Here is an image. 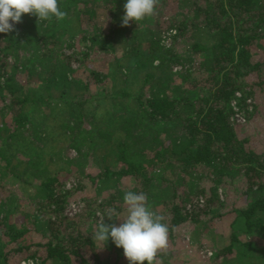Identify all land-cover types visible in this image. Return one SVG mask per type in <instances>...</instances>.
<instances>
[{
    "label": "trees",
    "instance_id": "trees-1",
    "mask_svg": "<svg viewBox=\"0 0 264 264\" xmlns=\"http://www.w3.org/2000/svg\"><path fill=\"white\" fill-rule=\"evenodd\" d=\"M179 1L183 7L181 16L171 13L175 10L169 7V1L159 0L153 16L139 22L129 21L130 26L110 27L105 36L102 31L94 30L99 22L98 13L108 9L122 25L126 0H58L61 10L67 13L65 19L40 21L34 15L23 14L12 32L0 33V98L3 101L0 110L12 114L18 126L12 130L4 124L0 126V138L2 131H6L4 140H10L12 152L0 150V161L4 159L0 175L18 176L16 165L20 162L36 171V174L26 169L24 172L32 179L39 177L33 207L38 214L47 212L49 230L39 242L44 256L33 249V243H18L9 253L20 254L22 259L35 258L39 264H83V250L85 253L87 250L93 259L91 264H120L123 260L129 264L123 249L117 248L111 239L103 246L83 231L90 223L96 226L98 213H106L107 209H114L119 216L126 212L123 196L127 191L144 192L154 212L163 218L167 214L169 238L182 235L188 239L186 243L178 240L179 245L187 246L185 255L179 256L182 264L196 262L204 251L211 252L210 258L202 257L212 263L228 254L241 260L251 256L249 249H256L250 236L264 237V151L251 149L247 137L241 135L243 126L232 125L229 118L233 113L230 102L236 93L240 94L239 105L244 107L245 99L251 98L254 108L264 112L263 100H258L264 93V58L251 63V54L264 47V0ZM119 12L122 13L119 15ZM153 25L160 26L163 33L174 31L176 42L186 34L198 40L193 41L187 55L178 54L173 47L175 41L170 47L163 45L162 32L157 33ZM79 31L80 39L89 43L85 51L75 50L72 43ZM18 33L22 37L17 41ZM116 34L119 36L115 37ZM136 34L142 35L143 41H150L151 50L145 57L138 55L140 42ZM123 38L131 47L128 52L145 65L140 77L131 76L134 70L119 60L108 71L88 66L89 74L97 83L111 80V90L107 92L99 84L96 94H90L94 103L84 101L80 92L72 96L73 100L66 96L70 88L77 89V84L82 83L71 71V62L77 60L78 64L88 65L93 50L104 49L107 44L114 48ZM65 48L75 51L65 54ZM195 54L202 56V61L196 62L197 67L192 65ZM155 59L158 63L154 65ZM30 62L45 66L50 76L47 90L58 92L54 99L50 93L42 103L34 97L36 94L31 97L32 88H20L16 84L15 74L20 76L23 70L29 71L26 64ZM175 66L182 68L173 71ZM253 73L259 80L249 87L247 79ZM86 88L90 90L87 84ZM101 94L104 95L101 100H94ZM118 97L131 98L133 103L126 105ZM29 107L36 111L38 122L26 120L32 114L26 112ZM85 121L89 123L88 133L81 130ZM28 123L32 128L38 127V133L34 129L32 136L42 142V148L34 142L20 147L24 138L20 130ZM63 135L68 138L66 149L75 151L73 157L61 153L52 142L53 138ZM86 146H91V151L101 149L98 160L106 162L111 158L109 163L119 160L122 166L114 169L107 162L103 167L97 166L99 170L95 172L71 174L73 187L64 190L67 181L58 175L68 170L63 173L61 166L84 170L91 153ZM22 155L25 159L18 160ZM91 161L95 164V160ZM122 177H130L135 183L130 179L131 184L127 185L121 181ZM238 177L246 184L244 202L232 204L223 212L226 196L221 199L220 193L225 195V187ZM202 180H206L205 185H200ZM90 187L96 191L108 187L112 191L107 198L98 199L88 196ZM184 189L188 194L179 201L177 191ZM77 201L82 202V210L76 216H66L68 206ZM2 212L0 209V224L8 229L0 236V264H16L20 259L11 262L6 252L8 242L1 241L5 237L9 243L17 241L22 234L8 222L7 211ZM106 220L109 219L105 217ZM224 220L228 221L226 228L220 230V222ZM211 226L219 228V236L226 232L228 243L222 241L221 247L215 245V230L205 232ZM204 238L208 241H202Z\"/></svg>",
    "mask_w": 264,
    "mask_h": 264
},
{
    "label": "rangeland",
    "instance_id": "rangeland-1",
    "mask_svg": "<svg viewBox=\"0 0 264 264\" xmlns=\"http://www.w3.org/2000/svg\"><path fill=\"white\" fill-rule=\"evenodd\" d=\"M162 1H164V0H162ZM165 1H167V2L169 1V3H170L169 7L172 10H175V11L171 12L172 14L175 12V16H181L182 15L183 7L181 6V3L179 0H165ZM110 8H112V6ZM107 11H108V9L101 10L98 13V21L99 22L96 23L95 28L93 27L95 31L97 29L102 31L105 36H106V34H108V31H110V27H112V29H118V28L122 27L119 24V21H120L119 19H118V22L115 21L116 20L115 14H112L110 10H109V12H107ZM121 13L122 12H119V15ZM122 15H124V12L122 13ZM128 26H130V24H128ZM153 27H154L153 29L156 30L157 33L162 32L160 29V26H154L153 25ZM17 31L20 33L19 29ZM117 31H120V30H116V32ZM19 33H18V36L15 35L17 38V41H18L19 37H20V39L22 37V36H20ZM175 34L176 33H171L169 38H167L168 35L166 33L162 32V34H160V36H161L160 42L163 45H165L166 47L167 46L170 47V45L173 44L172 41H175V39H173V36ZM81 35H82V33H80V31L77 32L72 43L75 45V48H74L75 50L79 49L80 51H85L86 45H89V43L85 42L84 40H81L80 39ZM117 36H119V34L115 35V37H117ZM120 36H122V35L120 34ZM136 36H137L138 42H140V46H139V43L138 44L135 43V45L139 46L137 49L138 55L145 57V56H147V54L151 50L150 41H148V40L143 41L142 35H140V34H136ZM155 37L158 38V35ZM194 40H198V39H196V38L192 39V38H190V35L186 34L179 41H177V42L175 41V43L173 44V47H175V53L187 55L189 53L187 51L189 50V47L192 45ZM32 47H34V46L32 45ZM129 48H131V47L129 46V44L127 42L124 41V38H123L120 42H117V44H115L114 48H112L111 46H108V44H107V46H105L104 49L96 48L95 50H93V52H91V54L87 60L88 65H86L84 63L78 64L77 60H73L71 62V71L73 70L74 76L78 79H81L82 83L77 84V89H75L73 87L70 88L66 92L65 95L69 96V97L71 96V98H72V96L75 93L79 94V92H80L79 95H81L83 97L84 101H89L90 103H94L95 101H93V99L90 98L91 93H95L96 91H98L101 86L106 87L107 92L111 90V88H112L111 80L108 78L105 83H97L96 81H94V79L89 74L88 66H92L94 68H97V69H100L103 71H108L111 68V66H115L116 61L119 60L123 65H128V66L130 65L129 67L134 70L132 72L131 76L136 77V78L140 77V75H139L140 71L143 68H145L144 67L145 65H144L142 60H137L135 58V56L132 55L133 53L128 52V51H130ZM75 50L69 51L65 48L64 52H65V54H69V53L71 54L72 51H75ZM263 58H264V47L257 49L255 52H253L251 54V63L262 60ZM194 59H195V63H193L192 65H193V67H197L196 62L202 61L201 54H195ZM157 63H158V61L155 59L154 65ZM26 65H28L27 67H28L29 71L23 70V72L20 74V76L18 74H15L14 78L17 81L16 84L20 88L22 86H24V88H26V86H29L30 88H32L33 94L31 95V97H33L36 94L34 97H37L36 99H38V101H42V103L46 100L47 97H50V93L54 99V97L57 96L58 92H56V91L51 92L52 89H50V91L47 90L46 86L49 85L48 79H50V76H49V74H47L45 66L40 65V64L31 63V62L27 63ZM147 70H149V69H147ZM155 74H158V73H155ZM258 80H259V78L256 75V73H253L247 79V83H248L247 85L249 87H251L254 83H257ZM85 83L89 86L90 90L86 88ZM99 84L101 86H99ZM134 89H136V87H134ZM103 96H104L103 94L96 95V98H94V100H96L97 98H100L99 100H101ZM117 99L118 100L124 99V103L126 105H132V103H133V100L131 98L118 97ZM263 99H264V93H263V95H261L259 97L258 100L262 101ZM72 100H73V98H72ZM90 100H92V101H90ZM1 107H3V101L0 98V109H1ZM26 112L32 113V114H29L26 116V120L30 119L32 121H35V117L37 116L36 111L33 112V109L29 107L26 109ZM99 112H101V109L99 110ZM253 114H255V115L250 118L249 125L242 127L244 129V131L241 132V135L244 137H247L248 146L251 149H253L256 152H262V151H264V112L260 109L256 110L254 108ZM3 124L5 125L6 128H9L11 130L13 128H15V125L17 126V124L14 123L12 120V114L3 113V111L0 110V126H2ZM88 128H89V123L85 121L83 123L81 130L86 131V129H88ZM20 131H21V135L24 134L23 140L21 139L20 147L23 146L24 144H30V142L31 143L34 142L35 145L39 148L43 147L42 142L40 140L35 139L32 136V126L30 123L26 124L25 127L23 129H21ZM2 132H3V137L0 138V150L3 151L4 153L12 154V152L10 151L11 142H10V140H9V142H7L6 139L4 140V137L6 135V131H2ZM66 133H68V132H66ZM160 135L162 137L163 132H161ZM87 141L91 142L90 140H87ZM52 142L55 144V147L57 149H59V151L61 153H63V152H64V154L69 153V157H73L75 155L74 150L69 151L66 149L68 147V145H67L68 144V138L66 137V135L53 138ZM85 145H88V142ZM6 148H7L8 152L5 150ZM17 149L18 148H16L14 151L17 152ZM85 149L89 150L91 153H89V156H88L90 161L87 162V160H86L87 163H85L83 165L84 170L80 171L78 168H74V167L70 168L67 166L66 167L61 166L63 173L66 169L68 171H67V173H65L66 175L65 174L64 175L59 174L58 176L60 179H64L65 181L69 182L72 180V178L70 177L71 174L80 175L83 171H84L83 173L95 172V171L99 170V168L97 166L103 167V165H104L103 163H107L108 161L111 160V158H109L106 162L98 160L97 155L100 158L101 149L98 150V148H97L95 151H91L92 150L91 146H89ZM150 154H152V153H150ZM92 155H93V158H92ZM24 159H25V155H22L18 160L23 161ZM91 159L95 160L96 165L92 163ZM3 163H4V159H3V161H0V164H3ZM108 165H110L111 167L113 166L114 169L122 166L121 162H119V160H116V161L113 160V162H110V163L108 162ZM16 167L17 168H16L15 174H17L18 176H21L22 179H20L18 176L14 177V174H12V173H9V174L4 173V174H2L3 176L0 175V209L3 211L2 214H5L7 211V214L9 215L8 222L13 224V226L15 227V230L20 232L22 234V237L19 238L17 241H11L10 243H9V241H10L9 238L5 237L4 240L1 242L2 243L8 242V244H6V252H8V253L13 248H16L18 243H26V244L33 243L32 244V245H34L33 249L36 248L39 252V255L44 256V253H45L44 249L39 246V244H40L39 242L42 241L43 236H45L47 234V231H49V230H47V219H48L47 217L48 216H47V212H44V211L38 214V212L33 207V203L36 200L35 194L39 189L38 185H40L39 184V182H40L39 177L37 178L35 176L36 178L32 179L29 176H25V172H24L25 169L29 170L30 173L32 172V174L33 173L36 174V171L29 169L30 168L29 165L25 164L24 162H20V164L16 165ZM151 169L152 168L149 167L148 171H151ZM120 179H121V181H124L125 184H127V185L131 184V183H129L130 179H132L130 177H124V178L122 177ZM21 180H23V181H21ZM132 181L134 182L133 179H132ZM205 184H206V180H202L200 182V185H205ZM126 188L131 189V186H128ZM245 188H246L245 181L242 178L238 177L232 183L228 184L225 187V191H226L225 195L221 191H219V192H221L220 193L221 199L226 196L225 203L222 206V209H224L223 212L229 210L232 204L240 205L242 202H244L243 191H245ZM109 189L110 188H108V187H103L99 191H96L95 188L90 187V188H87V194L89 197H93V198L98 197V199L99 198L103 199V198H107L109 196L110 192L112 191ZM64 190H66L65 187H64ZM186 194H188L187 189L178 190L177 191V195H178L177 199L180 201L181 196H185ZM77 196H78V194L74 195V197H77ZM8 210H9V212H8ZM123 210H125V209H123ZM162 213H163V211H162ZM125 215H126V212L120 213V217H123ZM167 221H168V216L166 214V215H164V223L167 224L168 223ZM226 222H228V221L224 220V221L220 222V226H221L220 230L226 228ZM105 223L106 224H116L117 226L120 224L118 222V219L106 220ZM178 228L183 229V226H179ZM216 228H217L216 226H211V228L206 227L205 232L208 233L210 230H215V231H213L214 233H216V234H214L215 239H216L215 245H217L218 247H221L222 241H224L225 243H228L229 240L226 238V235H227L226 232H224L223 236H219L220 230H219V228H217V229ZM7 229L8 228L6 226L4 227L3 224H0V236H1V233L5 232ZM95 230H96V226L94 223H90V224L86 225L83 229L84 233H86L87 235H90V236H92V233ZM252 236H250V237H251V239L254 240V243L256 244V249H254V250L249 249L250 250L249 254L251 256H249L247 258H243L241 260H238L236 258V256H233V254H228L226 256L221 257L219 259V261H215V262L211 263V261L207 262L201 256L198 260H196V262L194 260H191L188 264H264V256H263V254H264V237H260V235L257 237H256V235H252ZM212 237H213V235H212ZM179 239L182 240V243H186L188 241V239L186 240L185 237H182V235L180 238H177V237L169 238L168 237V247L166 250H162L161 252H159L157 254L156 264H162L163 261H167L168 262L167 264H182L179 256L185 255V252H186L185 247H187V246L183 247L184 244L179 245L178 244ZM202 241L207 242L208 238L207 239L204 238V239H202ZM84 251L85 250H83V259H84V262H86V263L83 262V264H88V263L91 264V261L93 259L91 258V256L89 255L87 250H86L87 254ZM113 253L115 254V252H113ZM178 253H179V255H177ZM16 254L17 253H12V252L9 253V257L11 259V262L17 261L16 259H20V260L22 259L21 258L22 255H20V254L16 255ZM175 255H177L178 257L175 258ZM20 260H18L16 262V264ZM120 264H126V263L123 260Z\"/></svg>",
    "mask_w": 264,
    "mask_h": 264
},
{
    "label": "clouds",
    "instance_id": "clouds-1",
    "mask_svg": "<svg viewBox=\"0 0 264 264\" xmlns=\"http://www.w3.org/2000/svg\"><path fill=\"white\" fill-rule=\"evenodd\" d=\"M158 3L159 0H126L121 26L153 16ZM23 14L34 15L40 21L53 18L59 21L67 16L58 0H0V33L12 32ZM123 202L126 211L123 217L111 208L98 213L92 240L104 246L111 239L117 248L123 249L129 264H156L157 254L168 247L169 228L163 223V216L151 209L144 192L127 191ZM105 217L119 219L121 223L106 224Z\"/></svg>",
    "mask_w": 264,
    "mask_h": 264
},
{
    "label": "built area",
    "instance_id": "built-area-1",
    "mask_svg": "<svg viewBox=\"0 0 264 264\" xmlns=\"http://www.w3.org/2000/svg\"><path fill=\"white\" fill-rule=\"evenodd\" d=\"M171 33H175L174 31H168L166 34L168 35L167 38L171 35ZM182 67L181 66H175L173 68V71L180 70ZM240 97L239 93H236V97L231 100V108H232V115L229 118V121L232 125H240V126H248L250 123V118L249 114L254 113V100L251 98L245 99L244 102V107L243 105H239L238 98ZM264 103V99H263ZM66 190H69L73 187V180L69 181L66 183L64 186ZM82 202H75L71 203L66 212L65 215L68 217H73L76 216L81 210H82ZM211 255L210 251H204L202 252V256L204 258L209 257ZM17 264H39V261L35 258H23L21 259Z\"/></svg>",
    "mask_w": 264,
    "mask_h": 264
},
{
    "label": "crops",
    "instance_id": "crops-1",
    "mask_svg": "<svg viewBox=\"0 0 264 264\" xmlns=\"http://www.w3.org/2000/svg\"><path fill=\"white\" fill-rule=\"evenodd\" d=\"M35 122H38V116L35 117ZM36 128H38V127H36ZM36 128H32V131ZM36 133H38V129H36ZM114 218H116V217H114ZM118 222L121 223V221L119 219H118ZM101 258H102V255H101Z\"/></svg>",
    "mask_w": 264,
    "mask_h": 264
}]
</instances>
